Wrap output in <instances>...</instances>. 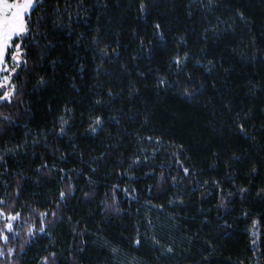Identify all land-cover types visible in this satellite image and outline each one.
<instances>
[{
  "label": "trees",
  "instance_id": "obj_1",
  "mask_svg": "<svg viewBox=\"0 0 264 264\" xmlns=\"http://www.w3.org/2000/svg\"><path fill=\"white\" fill-rule=\"evenodd\" d=\"M44 3L35 15L48 17L42 30L55 47L46 49L49 41H41L46 58L35 53L30 58L39 65L37 75L21 72L22 95L15 106L0 103V113L14 117L0 132V198L17 199L16 210L25 209L27 217L28 208L51 206L63 187L62 173H37L42 164L85 171L75 177L78 191L63 220L50 235L37 234L19 264H40L49 251L60 253L61 264H73V247L76 264H264V222L253 223L264 217V197L257 196L264 189V0H149L147 19L139 0ZM155 23L163 27V43L153 35ZM117 44L120 55L113 56L115 62L105 59L97 74L100 49L111 51ZM178 52L193 57L179 72L172 64ZM208 60L215 61L211 73ZM39 76L48 81L46 87H37ZM165 76L169 86L158 88L157 79ZM189 83L204 85L194 99L183 95ZM98 99L104 103L95 104ZM61 116L69 121L63 137L57 135ZM90 116L104 117L102 134L89 131ZM240 122L248 136L239 133ZM105 155L92 173L86 162ZM144 155L153 158L129 172L133 157ZM181 161L191 169L189 177L179 169ZM161 170L169 173L164 184ZM174 176L182 183L174 185ZM18 179L23 188L16 198ZM117 184L134 189L137 199L118 191L120 213L106 214L103 201L111 202ZM241 188L250 190L244 199ZM85 191L95 193L91 200H85ZM221 195L226 207L219 206ZM23 235L10 246L22 243ZM169 246L174 253L166 252Z\"/></svg>",
  "mask_w": 264,
  "mask_h": 264
},
{
  "label": "snow or ice",
  "instance_id": "obj_2",
  "mask_svg": "<svg viewBox=\"0 0 264 264\" xmlns=\"http://www.w3.org/2000/svg\"><path fill=\"white\" fill-rule=\"evenodd\" d=\"M45 7L44 0H0V103L6 104L8 106H15L17 99L22 95L20 85L17 83L20 77L21 72H28L29 75H37L34 71L35 68L39 67V65L35 63L30 64V58L34 55L39 60H44L46 58V53L41 49V41L48 40L49 44L44 45L46 49H53L55 45L51 44L50 41V33L45 29V25L48 22V17L43 13L39 16H36L35 13L40 11V9ZM107 7V5H105ZM139 12L144 14L145 19H147L150 14L149 9V0H139ZM191 14V13H189ZM62 15L59 11L57 12V17L59 18ZM69 19L71 18L70 12H68ZM240 19L243 20L244 14L243 12L239 13ZM59 27H64L63 24L58 25ZM153 35L154 37H158L159 41L163 43L165 41V33L163 31V27L160 23H155L153 25ZM207 40V37H205ZM185 41L181 38V43ZM98 44L99 42L96 41ZM119 44H117L116 48H112L109 50L110 46H105L103 49H100L101 56V64L97 66V74H99V69L103 65V61L105 59L109 60V62H115L113 60V56H119ZM145 47V41L140 39V48ZM148 55H152V49L149 47ZM193 59L191 53L186 52L180 54L179 52L173 56L172 64L177 68V71H182L183 68L187 65L188 61ZM53 65L56 64V61L52 62ZM198 64H203V60H198ZM127 67V66H125ZM215 69V61L208 60L206 71L211 73ZM85 71V66L81 64L80 72L83 73ZM227 72L228 69H225ZM143 76L144 74L141 73ZM187 79L192 81V75L189 73L187 75ZM27 83V81H26ZM48 81L44 76H39V82L37 87H46ZM158 88H167L169 86V81L167 77H160L156 81ZM73 87H76L73 84ZM204 87L203 84H200L199 87H196L194 83H189L185 86L183 90V95L190 99H194L195 96L201 92V89ZM134 92L139 91L138 89H133ZM109 100L115 99V94L109 90L108 92ZM104 101L102 99H98L95 101V104L101 105ZM69 111V109L65 108V112ZM18 118V117H17ZM113 120H116L119 123L117 117H112ZM14 117L11 115H6L4 113H0V132L6 130L7 125L13 123ZM90 128L89 131L96 135L97 133L102 134L105 128V120L103 116H90ZM69 131V121L64 119L63 116L60 118V126L59 133L57 134L60 137L66 136ZM239 133L243 136H248L246 125L243 122L239 123ZM47 134H45V138ZM251 138V137H249ZM147 139L152 140V137H148ZM40 141L34 140L33 144L37 145ZM155 143H162L160 139H156ZM183 146L181 145V150ZM9 151H12L11 149ZM175 159H179V152L173 153ZM153 157H155V151L153 152ZM153 157H149L144 155L141 157H133V164L129 168V172L132 171L133 168L148 163ZM61 161L67 160V154L62 156ZM81 162L85 163L83 153L80 156ZM106 159L105 156H98L93 158L91 161H87L86 163L91 167L92 173L98 171L97 162L100 160ZM235 161H239L241 158L239 156H235L233 158ZM4 157L0 155V161H3ZM179 169L182 171L184 177H189L191 173V169L184 165L183 161L178 165ZM85 171V169H73L71 173L69 170L65 168L58 167H49L47 162L41 165L39 169H37V173L43 177L46 173L51 174L52 172H56L57 174L62 173L60 175V181L63 187L59 190V197L57 199H53L51 206L45 207L43 205L40 208H28L27 209V217H25V209H21L17 211L18 200L17 199H7L0 198V264H19L20 260L26 255V250L28 245L32 243V239L37 234L42 235H50L51 232L55 231L56 227L63 220V212L68 204V202L75 198V194L78 191V186L74 182L75 177L81 175ZM155 169H152L149 172V175L154 174ZM253 172H256V169L253 168ZM125 175L124 172H121V176ZM169 173L165 170H161L159 180L161 184H164L168 179ZM129 179H135L134 176H130ZM172 183L174 185H178L182 183V179L178 177H171ZM39 182V181H38ZM89 183H94L92 177L89 176ZM216 185L219 186V181L216 182ZM22 184L18 179L17 187L14 193L16 198H19L22 192ZM118 191H123L126 196L130 198V200H136L137 196H133L132 192L134 189L129 187H125L123 189L120 188V185L117 184L111 189V202L106 199L103 201L105 213L115 212L117 214L120 213V201L117 195ZM152 188H148V192L151 193ZM221 193H223L224 189L220 188ZM250 192L249 188H241L239 189L241 199L245 198V194ZM95 195L94 192L85 191L83 196L85 200H91ZM108 196V193H105ZM234 193L229 191L228 196H233ZM257 196L264 197V189H261L260 192L257 193ZM180 204L184 203L183 199L179 200ZM221 207H226V199L223 195H221ZM245 216L249 214L244 213ZM71 219V217H69ZM264 222V217L258 218L254 221V225H259ZM23 235V242L17 243L15 247L10 246L13 240L19 241ZM255 235V231H253ZM81 236L84 233H80ZM137 245L141 243L138 238L136 241ZM159 243V241H157ZM253 244L256 243L255 240L252 241ZM82 244H86V241H82ZM85 247L81 246L79 248V253L83 254L85 252ZM76 248L73 247L71 256V260L73 264H76L78 260V256L76 255ZM114 254L118 255V249L112 250ZM167 253H174L175 249L169 246L166 249ZM40 264H61V255L56 251H49L47 255L40 257ZM207 259V257H205Z\"/></svg>",
  "mask_w": 264,
  "mask_h": 264
}]
</instances>
